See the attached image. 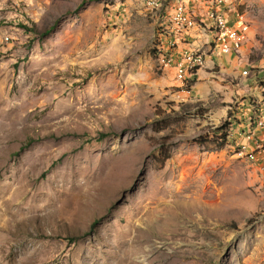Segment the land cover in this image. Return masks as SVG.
Listing matches in <instances>:
<instances>
[{
	"label": "rangeland",
	"instance_id": "1",
	"mask_svg": "<svg viewBox=\"0 0 264 264\" xmlns=\"http://www.w3.org/2000/svg\"><path fill=\"white\" fill-rule=\"evenodd\" d=\"M225 1L234 65L182 84L193 0H0V264H264V0Z\"/></svg>",
	"mask_w": 264,
	"mask_h": 264
},
{
	"label": "built area",
	"instance_id": "2",
	"mask_svg": "<svg viewBox=\"0 0 264 264\" xmlns=\"http://www.w3.org/2000/svg\"><path fill=\"white\" fill-rule=\"evenodd\" d=\"M206 11L205 13L219 12V20L221 21V39L222 42V51L224 48H231V52L239 51L244 42L245 34L248 32V26L246 21L241 14H230L228 12V2L225 0H206ZM173 23H176V29L180 32H188L189 26L187 29H179L178 21H187V17H196L198 15L190 11L187 6L186 8H176L173 9ZM205 19V16H204ZM211 33V30H207ZM169 53V57H172V61L175 62L178 68L179 74H186L189 80L192 81V74H190V66L193 64L192 59H187V53L183 51H176L172 47L166 49ZM206 57V54H205ZM177 76V79H178ZM177 90H181L177 86ZM250 135V142L248 144L251 148V157L257 158L259 152H264V114L263 122L258 129L254 130Z\"/></svg>",
	"mask_w": 264,
	"mask_h": 264
},
{
	"label": "crops",
	"instance_id": "3",
	"mask_svg": "<svg viewBox=\"0 0 264 264\" xmlns=\"http://www.w3.org/2000/svg\"><path fill=\"white\" fill-rule=\"evenodd\" d=\"M182 1H189V0H182ZM193 0L191 3L192 5L189 7L194 6V12L193 13L198 15V18L196 17H187V21H183V27L187 29V26H189L188 32H183L182 36H177L174 34L169 35V30L171 28V25L166 27L164 30L163 37L167 41L166 46H162V55L164 59L166 60L169 56V53L166 49L169 47H172L176 51H183L185 53H192V52H203L206 54L205 59V66L212 67L213 65L219 66L220 64H224L225 62H231L232 65H234V57H231V55L234 56L233 52H227L231 50V48H224L223 50L226 52H222V43L216 42L215 38V31L213 29V25L209 23L207 19V13L206 11V2L201 3L199 0ZM189 3V2H188ZM179 4L184 5L186 8V3L180 2ZM205 16V19H204ZM173 17V15H172ZM171 17V18H172ZM170 18V19H171ZM201 21H200V20ZM199 20V21H198ZM198 21V22H197ZM201 25H200V23ZM164 21H162L161 25H163ZM198 23V24H197ZM170 24V21H169ZM185 25V26H184ZM207 30H211L212 32V38L211 33ZM164 60V61H165ZM166 64V63H165ZM165 69H169L168 67H171L170 70H165L167 73H170L173 75V69L176 70L175 62L172 61L170 65L166 64ZM164 71V72H165ZM201 70L197 71L200 72ZM231 71V70H230ZM259 92L256 93V99H258L259 108L260 110H264V85L262 87H259Z\"/></svg>",
	"mask_w": 264,
	"mask_h": 264
},
{
	"label": "bare ground",
	"instance_id": "4",
	"mask_svg": "<svg viewBox=\"0 0 264 264\" xmlns=\"http://www.w3.org/2000/svg\"><path fill=\"white\" fill-rule=\"evenodd\" d=\"M176 8H185V7L184 5L180 4ZM207 16H208L209 23L213 25V29L216 35L215 36L216 42H220L219 40L221 39V31H220L221 21L219 20V12L208 13ZM170 25H171V28L169 30V35L174 34L177 36H182L183 32H180L178 29H176V23H173V17L170 19ZM178 28L184 29L182 21H178ZM187 59L195 60L193 61V64H191L190 66V74H192L193 76L195 71H197L199 68L203 66V63H204L203 56L198 54L197 52H192V53H187ZM171 63H172V57L168 56V58L166 59V64L170 65ZM175 66H176V75L178 76V68H177V65ZM187 78L188 77L186 74H179L178 81H180L183 84L185 81H187L186 80Z\"/></svg>",
	"mask_w": 264,
	"mask_h": 264
},
{
	"label": "trees",
	"instance_id": "5",
	"mask_svg": "<svg viewBox=\"0 0 264 264\" xmlns=\"http://www.w3.org/2000/svg\"><path fill=\"white\" fill-rule=\"evenodd\" d=\"M45 34H48V32L47 31H45L44 32V35ZM192 82H193V80H192ZM228 123H225L222 127H220L219 129H218V131H223V132H225L226 130H227V128H228ZM223 137H225V136H223Z\"/></svg>",
	"mask_w": 264,
	"mask_h": 264
}]
</instances>
